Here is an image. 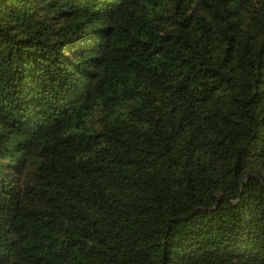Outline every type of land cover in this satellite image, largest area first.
Instances as JSON below:
<instances>
[{
	"label": "trees",
	"instance_id": "16d2710c",
	"mask_svg": "<svg viewBox=\"0 0 264 264\" xmlns=\"http://www.w3.org/2000/svg\"><path fill=\"white\" fill-rule=\"evenodd\" d=\"M0 264H264V0H0Z\"/></svg>",
	"mask_w": 264,
	"mask_h": 264
}]
</instances>
